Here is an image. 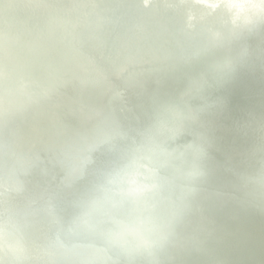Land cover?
Segmentation results:
<instances>
[{"label": "bare ground", "instance_id": "obj_1", "mask_svg": "<svg viewBox=\"0 0 264 264\" xmlns=\"http://www.w3.org/2000/svg\"><path fill=\"white\" fill-rule=\"evenodd\" d=\"M98 2L109 11L108 26L99 24V17L93 12L85 16L83 0H0V94L9 105L7 114L24 123L0 126V138L6 140L2 146L5 158L0 161V178L21 182L23 186L11 189L20 203L10 202V208L37 219L31 228H25L29 235L53 230L43 222L51 211L75 226L85 197L99 181L93 174L124 150L110 151L99 146L94 153L98 163L87 166L83 175L78 170L80 161L66 158V163L79 172V178H73L57 164L58 144L64 142L87 155L80 145L89 140L99 143L100 136L88 127L101 122L120 127L138 142L150 128L180 110L193 117L194 126L211 146L205 175L196 182V190L180 217L181 224L179 228L174 226L167 244L149 256L112 247L84 227L76 238L58 232L68 244L78 240L85 256L91 257L94 252L88 243L100 241L114 256L108 260L109 264H220L221 259L227 264H264V138L259 129V125L264 129V28L237 33L231 30L225 17L216 14L214 21L198 17L202 31L192 29L188 37L181 27L187 11L183 3L161 0L158 7L143 8L137 0ZM168 4L173 6L171 10L166 7ZM5 5L11 9L6 10ZM54 5L72 8L66 18L69 23L96 28L99 34L60 27L57 24L64 18L51 11ZM198 8L194 6V10ZM124 19L131 21L133 32L143 26L148 35L133 39V32L122 23ZM41 24L59 28L41 30ZM15 32L21 36L13 35ZM71 37L82 46L69 48L66 40ZM49 38L58 43L52 45ZM32 42L38 45L32 47ZM92 45L108 50L101 54ZM112 47L123 51L125 58L116 57L109 49ZM148 48L157 49L162 55L149 58L145 54ZM85 53L99 66L108 65L114 70H122L130 61H137L142 68L127 70L123 76L114 73L109 78L88 67ZM226 57L237 59L238 70L228 80L217 82L209 69ZM61 59L69 62V66L59 63ZM9 76L12 82H7ZM112 82L124 91L123 97L111 95ZM13 86L22 87L25 94L16 95ZM133 86L142 87V91L135 95ZM49 96L56 100H50ZM185 99L196 112L188 111ZM85 100L100 102L111 110L102 118L94 116L92 111L99 110L86 106ZM208 102H214V106L207 107ZM19 103H26L33 111L30 114L19 111ZM73 127L80 132L75 133ZM41 128L49 133L41 132ZM13 134L28 136V140H12ZM103 135L109 140L116 136L105 131ZM125 145L128 149L132 144L125 142ZM25 147L32 153H24ZM18 159L35 166H21ZM46 184L49 191L44 189ZM210 200L212 203H207ZM29 201L42 205L31 209L26 206ZM201 211L208 216L202 218ZM186 243L197 244L203 251L192 250ZM253 247L261 254H255ZM165 252L178 256L181 262L166 260ZM55 253L56 264H80L74 250Z\"/></svg>", "mask_w": 264, "mask_h": 264}, {"label": "clouds", "instance_id": "obj_2", "mask_svg": "<svg viewBox=\"0 0 264 264\" xmlns=\"http://www.w3.org/2000/svg\"><path fill=\"white\" fill-rule=\"evenodd\" d=\"M217 7L237 33L264 28V0H222ZM237 70V59L226 57L209 72L220 82ZM213 106L214 102L207 103ZM210 146L193 117L175 111L100 171L77 222L112 247L154 255L167 244L196 182L204 177ZM93 163L90 154L83 156L80 174Z\"/></svg>", "mask_w": 264, "mask_h": 264}, {"label": "water", "instance_id": "obj_3", "mask_svg": "<svg viewBox=\"0 0 264 264\" xmlns=\"http://www.w3.org/2000/svg\"><path fill=\"white\" fill-rule=\"evenodd\" d=\"M22 2L24 1H30V0H20ZM84 1V9H85V16L87 17L90 12H93L96 16L99 17V24L108 26V22L106 20V16L109 15V11L106 8L101 7L98 2V0H83ZM138 4L143 7L147 8L149 6H155L158 7L161 4V0H137ZM172 2H178L183 3L187 6V11L185 12L186 22L181 25L184 34L189 37L190 31L192 29L200 30L199 25L197 23L198 17H205L208 18L211 21H214L217 19L216 14H220L223 17H225L228 21L227 16L225 15L223 9L221 7H217L218 5L222 4L221 0H172ZM194 6H199L197 10H194ZM169 10L173 8L171 4H168L166 6ZM6 10H10L9 5H5ZM51 11L55 14H58L62 16L64 19H62L57 25H61L62 28L72 29L75 30V32L80 33H90L94 35H98L99 31L96 28H88L84 27L81 24L80 25H73L66 20L67 16L72 11V8H61L59 6H52ZM113 21V20H111ZM114 22V21H113ZM118 22V21H116ZM122 23L126 26L127 30L130 32H133V27L131 24V21L128 19L122 20ZM229 23V22H228ZM52 26L50 24H41L40 29L41 30H54L55 28H59L58 26ZM123 25V26H124ZM231 30H234L233 27ZM262 29V28H261ZM202 31V29L200 30ZM235 31V30H234ZM143 35H148L145 28L142 26L138 29L137 32H133L131 34L133 39H139ZM15 36H21L20 33H13ZM144 37V36H142ZM67 45L69 48H78L81 47L82 44L75 40V38L71 37L67 40ZM49 42L52 45H56L58 43L57 40L54 38H49ZM38 44L36 42H32L31 46L36 47ZM92 48L94 50H97L98 52L105 53L104 48L101 46H95L92 45ZM113 50V53L118 58H125V53L123 51H120L119 49H116L114 47L109 48ZM146 55H148L149 58H154L157 56H161V52L154 48H148L145 52ZM105 55V54H103ZM85 56L88 60V67L92 70L100 71L105 76L111 78V76L114 73H118L120 75H124L125 71L127 70H140L142 68V64L137 63V61H130L127 63V65L124 66L122 70H114L108 65L99 66L93 59L90 57L88 53H85ZM59 63L63 65L69 66V62L65 61L64 59L59 60ZM152 63V62H150ZM1 64V61H0ZM167 68L165 66H161V69ZM7 82H12L13 78L9 76L7 78ZM112 80V79H111ZM49 85H51V82H48ZM112 90L111 95L117 96V97H123L124 91L121 88L114 87V83L112 82ZM13 92L18 96H23L25 94V90L22 87L19 86H13ZM93 90L97 91V88H92ZM140 91H142V87L140 86H133V92L138 94ZM49 99L52 101H55L56 99L49 96ZM185 103L188 106V111L191 113L196 112L195 108H193L189 102L188 99H185ZM85 105L90 106L91 108H97V110H93L92 114L94 116L102 118L103 114L106 112H109L111 109L108 106H104L100 102L97 101H91V100H85ZM18 109L21 112H24L26 114H30L33 110L28 106L26 103H19ZM125 109V108H122ZM120 109V110H122ZM9 105L5 102L3 99L2 94H0V126L1 125H7L9 123H15L19 126H23V120L20 118H11L7 112L9 111ZM137 121H139V118H135ZM102 124L99 125H93L89 126L88 130L90 132L97 133L100 136L99 143L95 141L89 140L87 143H83L80 145L81 149H83L87 154H90L94 160V164L98 163V159L94 155L96 150L99 148V146L108 148L110 151H114L116 148H120L122 150H127V146L125 145V142L133 143V141H136L133 139L134 137L128 135L127 133H124L120 130V127L110 124L108 122H101ZM259 129L261 130V137L264 138V129L262 125H259ZM41 132L48 134L49 130L46 128H41ZM72 130L75 133H79L80 130L76 127H73ZM109 132L112 133L115 136V138L112 140H109L104 137L103 132ZM57 132L59 134H62L61 129H57ZM11 139L13 140H28V136H22L13 134L11 136ZM121 144L120 146H117L118 143ZM6 143V140L4 138H0V161L5 158V153L2 149V146ZM59 149V155L56 156L57 164L71 177L73 178H79V172L78 170L70 167L65 159L71 158L76 160H81L83 158V155L79 152L77 148H70L68 144H65L64 142H61L58 144ZM90 149H94L91 152ZM26 154L32 153V150L29 147H25L22 150ZM19 163L22 162L21 166L30 167L32 168L35 166L34 164H25L22 159H18ZM111 160L110 162H112ZM109 162V163H110ZM21 164V163H20ZM91 166V165H89ZM99 173L96 171L93 175L96 176V178L99 180ZM21 182L11 183L9 180L1 179L0 178V264H23L21 263L22 260H26L29 263L28 264H39L37 263L39 260H44L47 263L46 264H56L58 263V258L55 252H63L67 250H74V254L76 255L77 262L80 264H109L108 260L114 259V256H111L106 250L105 247L102 245L100 241H91L88 243L89 246L94 247V252L88 256H85V250L83 249V246L79 243L78 240H73L70 244L66 243L61 234L58 231L66 232L67 234H70L74 236L75 238L79 235V232L82 228V226L77 222V217H75L76 224L75 226L66 222L64 219H62L58 213L51 211L49 212L48 219L44 220L43 222L45 224L50 225L53 230L51 232H47L43 235L35 234V235H29L25 228H31L33 226L37 219L35 217H30L25 215L22 210L20 209H12L10 208L9 204L10 202H19V196L16 194H12L11 189H22L23 186L20 184ZM44 189L46 191H49L50 186L47 184L44 186ZM90 189L89 191H92ZM87 193V192H85ZM88 194V193H87ZM20 203V202H19ZM207 203H212L211 200L207 201ZM42 205L41 202L37 201H29L26 203V206L34 209L38 206ZM200 215L202 218H206L208 214L205 211H201ZM180 220L176 222L175 226L176 228H179L180 226ZM207 226V225H206ZM211 229V228H209ZM174 231V230H173ZM95 234L99 238H104L102 235L95 232ZM196 236H200L199 233H196ZM9 237H12V239H9ZM30 245H34L33 247H30ZM187 247L191 248L192 250H195L197 252L203 251V248L197 244L193 243H186ZM34 248V249H33ZM126 250L125 252H127ZM253 251L255 254L260 255L261 252L257 250V248L253 247ZM125 257H131L134 258L131 255L125 254ZM164 257L166 260L174 261L176 263H180V259L178 256L174 254H170L168 252L164 253ZM220 264H227L224 260H220Z\"/></svg>", "mask_w": 264, "mask_h": 264}]
</instances>
